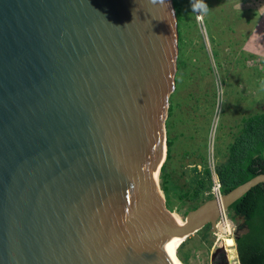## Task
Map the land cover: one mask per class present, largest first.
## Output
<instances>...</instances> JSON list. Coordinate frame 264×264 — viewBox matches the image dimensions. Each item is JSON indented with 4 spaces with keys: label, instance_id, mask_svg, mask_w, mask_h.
<instances>
[{
    "label": "water",
    "instance_id": "obj_1",
    "mask_svg": "<svg viewBox=\"0 0 264 264\" xmlns=\"http://www.w3.org/2000/svg\"><path fill=\"white\" fill-rule=\"evenodd\" d=\"M179 29L174 0H0V264H175L168 237L264 183L167 208Z\"/></svg>",
    "mask_w": 264,
    "mask_h": 264
},
{
    "label": "rangeland",
    "instance_id": "obj_2",
    "mask_svg": "<svg viewBox=\"0 0 264 264\" xmlns=\"http://www.w3.org/2000/svg\"><path fill=\"white\" fill-rule=\"evenodd\" d=\"M174 1L180 27L179 69L157 188L167 208L184 221L191 208L215 197V187L223 191L218 170L231 156L230 147L244 120L264 113V51L255 56L245 49L247 35L239 19L245 14L235 7H245L246 0H225V14L218 12L223 0ZM192 4L201 11L193 12ZM198 190L201 197L192 199ZM231 224L234 238L240 225ZM216 233L204 229L183 240L178 259L184 264H208L209 252L222 245Z\"/></svg>",
    "mask_w": 264,
    "mask_h": 264
},
{
    "label": "trees",
    "instance_id": "obj_3",
    "mask_svg": "<svg viewBox=\"0 0 264 264\" xmlns=\"http://www.w3.org/2000/svg\"><path fill=\"white\" fill-rule=\"evenodd\" d=\"M174 4L177 7L175 1ZM169 144L172 148V144ZM230 152L231 156L218 170L224 193L259 174H264V113L244 120L242 130L230 147ZM201 193L198 190L192 199L198 200ZM230 209L229 217L239 222V227L243 229L236 238L240 263L264 264V183L253 187Z\"/></svg>",
    "mask_w": 264,
    "mask_h": 264
},
{
    "label": "crops",
    "instance_id": "obj_4",
    "mask_svg": "<svg viewBox=\"0 0 264 264\" xmlns=\"http://www.w3.org/2000/svg\"><path fill=\"white\" fill-rule=\"evenodd\" d=\"M218 4H221L218 6V12L225 14L226 8H228L225 0ZM244 6L235 8H237L239 14H245L243 17H239L241 19V26L247 35L245 38L247 40L245 49H250L251 53L257 56L264 51V0H246ZM216 12L215 18L217 17ZM226 20L223 18V23Z\"/></svg>",
    "mask_w": 264,
    "mask_h": 264
},
{
    "label": "bare ground",
    "instance_id": "obj_5",
    "mask_svg": "<svg viewBox=\"0 0 264 264\" xmlns=\"http://www.w3.org/2000/svg\"><path fill=\"white\" fill-rule=\"evenodd\" d=\"M214 190L217 191V188H215ZM175 217L177 216L175 215ZM177 219L179 220V217H177ZM180 221L183 222L182 220ZM217 235H218L217 237H219V239H221L222 241V246L224 245L227 250L228 257H229L228 260L231 261V264H237V254H236V249H235V241H234V238L232 237L233 236V226L231 222H228L227 219L223 220L222 222H219ZM182 242L183 240L180 238L178 239V238L168 237V248H169L170 254L175 264H184L177 257V250Z\"/></svg>",
    "mask_w": 264,
    "mask_h": 264
},
{
    "label": "flooded vegetation",
    "instance_id": "obj_6",
    "mask_svg": "<svg viewBox=\"0 0 264 264\" xmlns=\"http://www.w3.org/2000/svg\"><path fill=\"white\" fill-rule=\"evenodd\" d=\"M179 15V14H178ZM231 208V207H230ZM229 208V210L228 211H226V215H227V217H228V220H229V222H231L232 223V219L229 217V214L231 213V209ZM222 217H223V213H222V210L220 211V215H219V218H218V220H217V226H216V231L215 232H217L218 231V223L221 221V219H222ZM207 230L208 232H210L211 234H214L215 232H213L212 230H211V226L210 225H207V226H205L203 229H201L200 231H198V232H201L202 230ZM197 232V233H198ZM195 235V234H194ZM216 235H217V233H216ZM219 240H217V242H218ZM236 242V241H235ZM222 246V245H221ZM221 246H218L217 244L214 246V248L209 252V261H208V264H231L230 263V261L228 260L229 259V257H228V259L226 258V254H227V256H228V253H227V250H225V251H219V248L221 247ZM223 247V246H222ZM238 252L236 251V254H237ZM238 258H239V256H238ZM241 264V263H240Z\"/></svg>",
    "mask_w": 264,
    "mask_h": 264
},
{
    "label": "built area",
    "instance_id": "obj_7",
    "mask_svg": "<svg viewBox=\"0 0 264 264\" xmlns=\"http://www.w3.org/2000/svg\"><path fill=\"white\" fill-rule=\"evenodd\" d=\"M215 188H217V191L214 190V194H215L214 196H215V198L220 202L221 195H222L223 191L221 192V190L218 189V187H215ZM215 188H214V189H215ZM222 213H223V217H222V219H221L220 222H222V221L225 220V219L228 220V217H227V215H226V211L222 210ZM228 222H229V220H228Z\"/></svg>",
    "mask_w": 264,
    "mask_h": 264
},
{
    "label": "clouds",
    "instance_id": "obj_8",
    "mask_svg": "<svg viewBox=\"0 0 264 264\" xmlns=\"http://www.w3.org/2000/svg\"><path fill=\"white\" fill-rule=\"evenodd\" d=\"M152 2H153V3H156L157 0H152ZM204 7L206 8L207 5H204ZM192 10H193V12L201 11L200 9L197 8V6H196L195 4H192ZM197 19H198V20H199V19H202V15L197 16Z\"/></svg>",
    "mask_w": 264,
    "mask_h": 264
}]
</instances>
